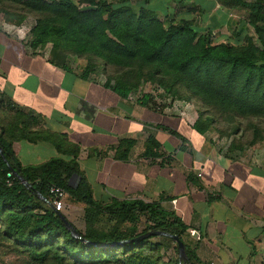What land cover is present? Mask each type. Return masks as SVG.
I'll use <instances>...</instances> for the list:
<instances>
[{
	"label": "trees",
	"instance_id": "1",
	"mask_svg": "<svg viewBox=\"0 0 264 264\" xmlns=\"http://www.w3.org/2000/svg\"><path fill=\"white\" fill-rule=\"evenodd\" d=\"M81 2H87L89 8L81 10L74 0H0V14L15 26L32 17L35 25L28 36L32 49L51 45V62L63 63L68 57L85 61L84 76L100 71L105 86L112 87L122 99L138 89L140 80H146L162 86V96L193 104L198 111L195 127L200 133L208 131L216 117L227 118L230 127L240 119L264 120V0H231L228 5L245 9L246 24L253 30L239 45L213 43L212 34L197 33L191 20L165 26L153 11H135L127 2ZM12 118L0 109V147L11 168L0 157L3 240L38 264H200L186 245L188 262H179L176 245L163 237L118 247L93 246L132 240L149 231H164L182 242L186 227L158 204L95 202L79 171L77 153L70 162L54 158L39 166L22 167L9 141L12 136L1 126L2 121L11 122ZM253 132L251 147L264 141L257 127ZM29 134L24 131L20 138L34 140ZM12 170L23 177L29 189ZM72 177L80 179L75 188L68 185ZM51 186L63 189L67 202L83 207L85 232L73 227L90 244L73 238L63 219L38 197L48 201ZM142 218L148 226L137 233ZM153 239L171 242L176 260L163 261V245L153 243Z\"/></svg>",
	"mask_w": 264,
	"mask_h": 264
},
{
	"label": "crops",
	"instance_id": "2",
	"mask_svg": "<svg viewBox=\"0 0 264 264\" xmlns=\"http://www.w3.org/2000/svg\"><path fill=\"white\" fill-rule=\"evenodd\" d=\"M184 1L214 25L228 24L211 0ZM29 31L0 18V109L13 117L1 126L22 167L77 153L95 202L158 204L186 227L182 242L200 264H264V155L230 151L210 130L200 133L193 104L122 99L101 72L85 77L81 60L51 62L50 48H31ZM24 131L34 140L21 139ZM73 214L63 215L76 228Z\"/></svg>",
	"mask_w": 264,
	"mask_h": 264
},
{
	"label": "rangeland",
	"instance_id": "3",
	"mask_svg": "<svg viewBox=\"0 0 264 264\" xmlns=\"http://www.w3.org/2000/svg\"><path fill=\"white\" fill-rule=\"evenodd\" d=\"M47 1V0H44ZM81 10L88 9L89 5L87 2H81L82 0H74ZM96 1H106L107 3H113L114 5H119L123 2H127L135 11L147 9L153 11L164 23L168 26L170 23H177L180 20H191L193 21V26L197 33H202L209 31L212 34V41L215 44L228 42L232 45H239L242 43L246 35L252 36L253 30L246 24L248 12L241 7H230L229 4L231 0H211L217 5V14L223 21L227 19V25L222 24L214 25L211 23L210 18L203 17L202 14L206 12L204 9H193L191 3L184 1L181 4L179 0H96ZM205 1V0H204ZM244 2H252L254 0H242ZM222 4V5H221ZM224 5V7H223ZM219 6V8H218ZM189 11V12H187ZM208 12V11H207ZM192 13V14H191ZM209 13V12H208ZM211 13V12H210ZM209 13V14H210ZM178 14V15H177ZM208 14V15H209ZM0 18L4 20L2 14ZM226 23V22H225ZM13 25V24H12ZM35 25L34 19L29 17L21 26H28L31 29ZM15 26V25H14ZM51 49V45H47ZM79 60L76 57H72ZM85 63V61H83ZM82 62V63H83ZM101 62L98 61V64ZM100 67V66H99ZM99 70L101 68H98ZM100 72V71H99ZM112 85L113 82L111 83ZM165 89L158 85L157 83L149 82L146 80H140L138 89L132 93L135 98H142L146 95L162 96L165 94ZM213 118V117H212ZM228 119L225 117H216L212 126L210 127V132L216 137L219 144L224 146V148L230 151L237 152H251L264 155V141H259L255 147H251L250 143L252 140L253 129L257 127L264 139V120H249L240 119L233 127L228 126ZM260 127V128H259ZM67 202V201H66ZM68 204V202H67ZM74 212L73 223L76 228L81 232H85V225L83 221V207L71 208L68 207L64 212L68 215V212ZM126 225L124 227H127ZM148 224L142 218L137 224V233L144 230ZM153 243H158L163 245L161 249V254L163 255V261H175L176 255L173 248L170 247L171 242L163 241L160 239H153ZM170 244V245H169ZM0 264H38L31 260L28 254L20 253V250L14 248L11 243L6 242L0 237Z\"/></svg>",
	"mask_w": 264,
	"mask_h": 264
},
{
	"label": "water",
	"instance_id": "4",
	"mask_svg": "<svg viewBox=\"0 0 264 264\" xmlns=\"http://www.w3.org/2000/svg\"><path fill=\"white\" fill-rule=\"evenodd\" d=\"M0 157L1 159L7 164L3 151L0 147ZM7 167L11 170V168L9 167V165L7 164ZM13 176L27 189H29V184L23 179L22 176L18 175L15 171L12 170ZM75 188V187H74ZM38 197L45 202L46 204H48V206H50V204L48 203V201L41 197L40 195H38ZM51 207V206H50ZM57 215H59L63 221H64V225L66 227V229L71 233L73 238L76 239H80L81 241H83L86 244H90L89 242H87L86 240H83L80 238V235L78 233V231L73 227V225H71V223H69L62 214L57 213ZM152 237H163V238H168L170 240H172L174 242V244L177 247V256H178V260L179 262H188L186 253H185V247L183 242H181V240H179V238L175 235H171L167 232L164 231H149L143 235H140L139 237H136L132 240H128V241H122V242H113V243H108V244H103V245H93L95 247H100V248H110V247H118V246H122L124 244L127 243H134V242H139V241H143L145 239L148 238H152ZM188 264V263H187Z\"/></svg>",
	"mask_w": 264,
	"mask_h": 264
},
{
	"label": "built area",
	"instance_id": "5",
	"mask_svg": "<svg viewBox=\"0 0 264 264\" xmlns=\"http://www.w3.org/2000/svg\"><path fill=\"white\" fill-rule=\"evenodd\" d=\"M200 177V174L197 175ZM7 178H11V174H7ZM8 185L11 184V182L8 180ZM48 203L50 204L51 208L54 210V212L59 214H64V212L67 210L69 205L67 204V193L56 186H51L48 191Z\"/></svg>",
	"mask_w": 264,
	"mask_h": 264
}]
</instances>
